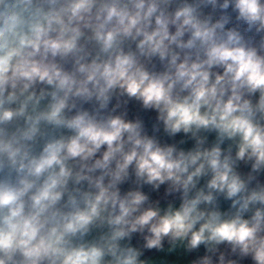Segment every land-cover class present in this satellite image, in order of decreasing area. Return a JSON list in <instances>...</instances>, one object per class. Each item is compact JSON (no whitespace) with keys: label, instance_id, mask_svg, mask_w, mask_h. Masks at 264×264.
I'll list each match as a JSON object with an SVG mask.
<instances>
[{"label":"clouds","instance_id":"9594fccd","mask_svg":"<svg viewBox=\"0 0 264 264\" xmlns=\"http://www.w3.org/2000/svg\"><path fill=\"white\" fill-rule=\"evenodd\" d=\"M0 264H264V0H0Z\"/></svg>","mask_w":264,"mask_h":264}]
</instances>
